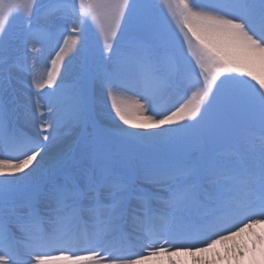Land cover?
<instances>
[{
    "label": "snow or ice",
    "instance_id": "1",
    "mask_svg": "<svg viewBox=\"0 0 264 264\" xmlns=\"http://www.w3.org/2000/svg\"><path fill=\"white\" fill-rule=\"evenodd\" d=\"M177 7L180 45L149 0H0V264H148L164 255L167 264H212L204 254L227 242L219 260L264 264V0ZM19 8L26 42L59 48L35 83L54 89L47 115L24 100L23 68L4 39ZM89 21L104 39L100 68ZM70 52L87 70L65 84ZM100 88L113 119L136 131L102 126ZM129 91L139 99L117 102ZM21 118L39 119V130L26 132ZM64 129L77 132L73 149L59 147ZM225 141L235 151L220 155Z\"/></svg>",
    "mask_w": 264,
    "mask_h": 264
},
{
    "label": "rangeland",
    "instance_id": "2",
    "mask_svg": "<svg viewBox=\"0 0 264 264\" xmlns=\"http://www.w3.org/2000/svg\"><path fill=\"white\" fill-rule=\"evenodd\" d=\"M31 0H20L22 4H29ZM78 6V0H75ZM151 4L152 15L161 21H164L168 29L169 34L172 36L173 40L177 45H180L183 41V34L179 31V9L177 7V0H149ZM171 9V10H170ZM177 13L176 16L172 15V12ZM25 20L26 12L24 8H19L11 16H9L5 22L4 28V39L8 43L9 47L15 54L16 61L22 65L23 70L18 71V78L21 81V91L23 93L24 100L27 101L29 106H34L36 101H39L40 112L47 115V104L48 100L45 96L46 93L54 91L44 87L42 89H37L35 83H41L46 79L47 73L51 70V61L55 59L56 52L59 48L55 44L46 43L41 40L32 39L29 42L25 40ZM89 48L92 54V60L95 62V67L100 68L103 66L102 53L104 52V39L103 35L100 33L99 29L95 26L94 22L89 21L87 25V32ZM64 39H69V37H64ZM34 46L35 51H29L30 48ZM60 47H63L61 43ZM185 47V54L189 60H193L190 53L187 52V46ZM33 60H35V66L33 67ZM194 62V60H193ZM65 66H67V71L61 70V78L64 80L65 84L74 83L86 70L87 66L82 57L76 56L75 52H70L64 60ZM35 78V79H34ZM60 82L58 79L57 83ZM193 91L196 89L187 90L186 94L190 99ZM184 94L183 92L181 93ZM117 102L125 104L127 99L136 100L139 99L138 96L134 95L133 92H117L116 93ZM98 99L101 105L102 117L101 124L115 130L119 128H127L128 131H136L127 125H123L118 118L113 119L115 116L114 111L111 110V99L106 96V92L103 88L98 89ZM143 102V101H141ZM175 101H170L169 103H174ZM111 113V114H110ZM39 117V112L37 113ZM19 126L24 128L29 134H34L39 130V119L26 124L21 118L19 121ZM68 133L65 135V133ZM77 135L74 129H64L61 130V143L59 145L62 150H69L75 147V137ZM119 141L118 137H114ZM117 143V141H116ZM235 151V146L231 142L225 141L217 145V153L221 155H228ZM39 159V158H38ZM255 231L260 232L261 229L257 228ZM248 234L243 233L240 237H237V241H245ZM204 240H197L194 243L203 244ZM232 242H227V244L218 245L210 253L204 254V257L209 258L212 264H236L235 259L229 261L228 259L219 260L216 257L217 252H224L225 248L230 246ZM136 252H140L141 249L137 247ZM168 255L161 257H154L148 261V264H167L169 260ZM202 257L193 256H182V257H171V259H176L182 261L183 264H193L194 261L201 259Z\"/></svg>",
    "mask_w": 264,
    "mask_h": 264
},
{
    "label": "bare ground",
    "instance_id": "3",
    "mask_svg": "<svg viewBox=\"0 0 264 264\" xmlns=\"http://www.w3.org/2000/svg\"><path fill=\"white\" fill-rule=\"evenodd\" d=\"M132 101H134V100H132V99H127V100H126V103H127V104H130Z\"/></svg>",
    "mask_w": 264,
    "mask_h": 264
}]
</instances>
